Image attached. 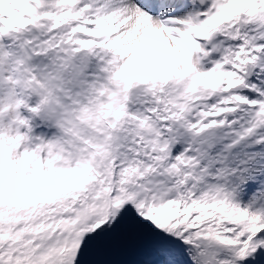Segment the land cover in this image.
Here are the masks:
<instances>
[{"label":"snow or ice","instance_id":"snow-or-ice-1","mask_svg":"<svg viewBox=\"0 0 264 264\" xmlns=\"http://www.w3.org/2000/svg\"><path fill=\"white\" fill-rule=\"evenodd\" d=\"M0 264H264V0H0Z\"/></svg>","mask_w":264,"mask_h":264}]
</instances>
